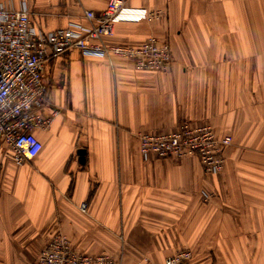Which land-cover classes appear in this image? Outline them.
<instances>
[{"label":"crops","instance_id":"1","mask_svg":"<svg viewBox=\"0 0 264 264\" xmlns=\"http://www.w3.org/2000/svg\"><path fill=\"white\" fill-rule=\"evenodd\" d=\"M22 1L49 32L109 0H0ZM114 29L115 45L169 42L173 68L79 48L45 66L50 121L33 131L42 150L23 163L0 151V264H37L60 232L115 264H163L184 250L194 264H264V0H129ZM187 122L232 137L219 174L197 157L144 160L140 132Z\"/></svg>","mask_w":264,"mask_h":264},{"label":"built area","instance_id":"2","mask_svg":"<svg viewBox=\"0 0 264 264\" xmlns=\"http://www.w3.org/2000/svg\"><path fill=\"white\" fill-rule=\"evenodd\" d=\"M128 2L109 0L100 13L85 9L84 21H71L68 27L49 32L33 24L25 1L20 8L0 2V151L4 149L16 162L23 163L34 159L42 150L43 144L33 131L50 121L41 113L49 103L50 90L44 69L64 50L79 48L87 55L133 58L137 60L138 68L152 71L171 68L170 45L154 35L138 47L107 42L115 34L114 19ZM154 12L149 15V21L160 15V11ZM138 138L145 161L152 154L158 159L197 157L208 174H219L223 170L225 150L232 144L231 136L220 137L212 125L188 122L170 132H142ZM202 196L207 199L209 193L202 191ZM80 209L87 212V203L83 202ZM36 263L115 264L106 255L80 253L63 232L49 240ZM192 263V252L184 250L167 256L163 264ZM136 264L148 262L143 260Z\"/></svg>","mask_w":264,"mask_h":264},{"label":"rangeland","instance_id":"3","mask_svg":"<svg viewBox=\"0 0 264 264\" xmlns=\"http://www.w3.org/2000/svg\"><path fill=\"white\" fill-rule=\"evenodd\" d=\"M155 13V12H154ZM149 15H151V14H149ZM149 15H148V17H149ZM158 16H161V15H158ZM159 17H157V16H155V17H153L152 18V20L150 21V22H153V21H155L156 19H158ZM154 36H156V35H154ZM157 37V36H156ZM157 39H159L158 37H157ZM160 40V39H159ZM161 41V40H160ZM161 42H163V43H168L169 45H170V43L169 42H165V41H161ZM142 45V44H141ZM124 46H126V45H124ZM140 46V45H139ZM134 47H138V46H134ZM170 48H171V45H170ZM171 52H172V56H173V62H172V66H171V68L169 69V71L170 70H172V68H173V63H174V54H173V51H172V49H171ZM116 57V56H115ZM119 57V56H118ZM135 66H136V68H138V66H137V60H135ZM138 69H146V68H138ZM157 72H163V71H157ZM140 133H142V132H140ZM143 133H145V132H143ZM153 134H156V133H153ZM233 140V139H232ZM139 144H140V141H139ZM230 146V145H229ZM152 158V157H151ZM150 158V159H151ZM150 159L149 160H147V161H150ZM207 192V191H206ZM76 249H77V247H76ZM140 261H143V260H140ZM139 262V261H138ZM136 264V263H135ZM149 264V263H148ZM192 264H194V261H193V263Z\"/></svg>","mask_w":264,"mask_h":264},{"label":"water","instance_id":"4","mask_svg":"<svg viewBox=\"0 0 264 264\" xmlns=\"http://www.w3.org/2000/svg\"><path fill=\"white\" fill-rule=\"evenodd\" d=\"M79 153H80V154H84V151L80 150V152H79ZM80 160H82L81 162H82V163H84V157H83V156L81 157V159H80Z\"/></svg>","mask_w":264,"mask_h":264}]
</instances>
